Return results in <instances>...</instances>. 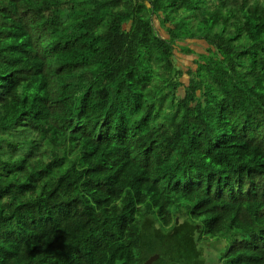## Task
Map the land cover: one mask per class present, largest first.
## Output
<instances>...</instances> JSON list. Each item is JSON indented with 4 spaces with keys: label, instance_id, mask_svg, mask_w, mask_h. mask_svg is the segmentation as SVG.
<instances>
[{
    "label": "trees",
    "instance_id": "1",
    "mask_svg": "<svg viewBox=\"0 0 264 264\" xmlns=\"http://www.w3.org/2000/svg\"><path fill=\"white\" fill-rule=\"evenodd\" d=\"M0 108V264H264V0H0Z\"/></svg>",
    "mask_w": 264,
    "mask_h": 264
},
{
    "label": "clouds",
    "instance_id": "2",
    "mask_svg": "<svg viewBox=\"0 0 264 264\" xmlns=\"http://www.w3.org/2000/svg\"><path fill=\"white\" fill-rule=\"evenodd\" d=\"M8 136V134L6 135ZM237 169L239 176L244 184H253L257 181L263 182L261 169L249 165L246 162H238ZM260 184V183H259ZM254 185L248 192L250 194L257 193L261 185ZM52 213H44L34 223L33 229H27L30 226L16 225L12 226V230L8 234L4 235L6 239L5 243V256L13 261L15 264H44L50 259L51 249L46 245L45 240L48 238L49 225L52 221ZM35 230L40 233V238L35 236L27 238L25 233ZM7 262H10L9 260Z\"/></svg>",
    "mask_w": 264,
    "mask_h": 264
},
{
    "label": "rangeland",
    "instance_id": "3",
    "mask_svg": "<svg viewBox=\"0 0 264 264\" xmlns=\"http://www.w3.org/2000/svg\"><path fill=\"white\" fill-rule=\"evenodd\" d=\"M182 17L183 18H186V15H182ZM162 58H164V59H170L171 56L164 54V55H162ZM200 61L201 60H198V62H200ZM155 73H156V69H153V76H155ZM167 95L169 96L170 94L167 93ZM166 109H168V110L171 109V105L168 103V98L167 97H165L164 101L159 104L158 113L157 114L155 113V116H154V118H155L156 121L162 120L167 115ZM229 232L231 234L232 233V229L229 228ZM221 247H223L222 243H217L216 240H213L212 243H209L208 245L205 246V249H206L205 252L207 253L208 257L210 258L209 259L210 262H211V260H212V262L213 261H215V262L217 261L218 254H219V251H220V248Z\"/></svg>",
    "mask_w": 264,
    "mask_h": 264
},
{
    "label": "water",
    "instance_id": "4",
    "mask_svg": "<svg viewBox=\"0 0 264 264\" xmlns=\"http://www.w3.org/2000/svg\"><path fill=\"white\" fill-rule=\"evenodd\" d=\"M159 258V255L156 254L154 256H151L146 262L145 264H153L156 260H158Z\"/></svg>",
    "mask_w": 264,
    "mask_h": 264
},
{
    "label": "bare ground",
    "instance_id": "5",
    "mask_svg": "<svg viewBox=\"0 0 264 264\" xmlns=\"http://www.w3.org/2000/svg\"><path fill=\"white\" fill-rule=\"evenodd\" d=\"M10 82V78H9V81H8V83ZM169 86H171V87H173L174 86V84H170ZM4 87H5V84H3V87H2V89H4ZM1 89V90H2ZM0 109H3V108H0Z\"/></svg>",
    "mask_w": 264,
    "mask_h": 264
}]
</instances>
